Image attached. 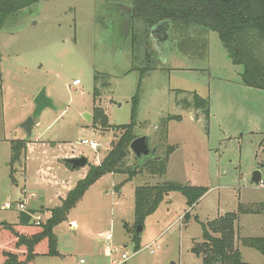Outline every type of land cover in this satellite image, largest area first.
<instances>
[{
  "label": "rangeland",
  "instance_id": "rangeland-1",
  "mask_svg": "<svg viewBox=\"0 0 264 264\" xmlns=\"http://www.w3.org/2000/svg\"><path fill=\"white\" fill-rule=\"evenodd\" d=\"M130 3L43 1L0 30V224H18L20 204L28 211L43 209L35 216L46 222L105 159L120 134L95 125L96 108L108 126L135 121L136 136H149L160 157L172 149L163 177L143 169L132 181L125 174L97 181L55 227L59 256H41L34 264H110L111 247L117 249L114 259L130 256L126 264H203L192 252L202 242L201 223L238 213L240 203H264V88L243 82L244 66L232 62L217 32L191 35L171 25L165 62L142 24L132 25L131 42V23L126 36L120 9ZM75 80L79 86L72 85ZM42 90L55 109L42 112L28 137L22 125L35 113ZM191 94L209 102L208 118L176 105L192 101ZM171 116L180 118L169 122L163 141L159 128ZM13 141H26L15 163ZM84 141L100 148L94 152ZM80 157L88 159L84 168L72 170L65 163ZM127 164L136 165L132 153ZM255 171L262 173L259 185L252 182ZM166 182L209 191L193 209L181 193H170L138 234L136 188ZM187 213L189 221L183 219ZM237 230L239 238L264 236V216H242ZM8 240L0 231V248H8ZM239 242L246 262L264 264L262 254ZM152 243L159 247L155 254L147 249Z\"/></svg>",
  "mask_w": 264,
  "mask_h": 264
},
{
  "label": "trees",
  "instance_id": "trees-1",
  "mask_svg": "<svg viewBox=\"0 0 264 264\" xmlns=\"http://www.w3.org/2000/svg\"><path fill=\"white\" fill-rule=\"evenodd\" d=\"M43 1L48 0H0V30L10 18ZM130 6L131 15H126L124 20L129 19L131 23V42L132 25L135 23L152 30L159 23L170 21L172 26L188 30L191 35L217 32L232 62L244 66L243 82L251 87L264 88V0H131ZM132 45L136 46L135 43ZM176 94L179 96L183 92L177 91ZM136 98L138 100V96ZM191 98L192 101H177L176 105L185 110L202 111L208 118L209 102L197 94H191ZM104 114L100 108H96L95 125L111 128L120 134L109 154L99 165L92 166L86 178L62 199L61 207L51 210L46 222L41 225L34 223L33 217L44 212L41 209L22 212L16 225L0 224V231H5L11 239L10 243L7 241L8 248H0V264H34L41 256H59L55 227L67 219L88 189L104 176L125 174L129 177L128 181H132L143 169L154 176L166 175L172 149L159 161L146 160L140 163L135 157L136 165L129 167L127 161L132 153L130 146L138 138L135 134L136 123L134 121L122 127L108 126ZM178 118L171 116L163 120L159 128L163 129V141L168 137L169 122ZM12 145V162L15 163L20 161L26 141H13ZM208 191L207 187L172 182L139 186L135 190L136 226H143L145 219L155 213L170 193H181L188 208H193ZM241 215H264V203L240 205L238 213H227L213 221L201 223L202 242L196 243L192 252L202 259L203 264H247L238 241L242 246L264 256V236L239 238L237 224ZM184 219L189 221L190 214L187 213ZM134 243L138 248L139 236L135 237Z\"/></svg>",
  "mask_w": 264,
  "mask_h": 264
},
{
  "label": "water",
  "instance_id": "water-1",
  "mask_svg": "<svg viewBox=\"0 0 264 264\" xmlns=\"http://www.w3.org/2000/svg\"><path fill=\"white\" fill-rule=\"evenodd\" d=\"M120 9L125 12V15L130 16L132 9L129 6H120ZM126 25V36L129 33L130 20H125ZM170 35H171V23L170 21H163L152 28L151 39L154 41L155 46L158 51H160L161 61L165 62L168 58L169 46H170ZM36 110L35 113L27 120L26 123L22 125V128L27 133L28 137L32 136L33 127L35 126L36 119L40 117L42 112L47 109H55L54 102L51 98L47 97L45 90L37 96L35 100ZM86 119L90 120V115H85ZM132 154L136 159L143 163L146 160L159 161L163 159L158 155L157 147L151 146V138L149 136H142L135 139L130 146ZM65 163L71 167L72 170H77L84 168L88 164V159L86 157L71 158L66 159ZM252 182L255 185H259L262 182V173L260 171H255L252 175ZM143 230L142 226H139L137 233H141Z\"/></svg>",
  "mask_w": 264,
  "mask_h": 264
},
{
  "label": "built area",
  "instance_id": "built-area-1",
  "mask_svg": "<svg viewBox=\"0 0 264 264\" xmlns=\"http://www.w3.org/2000/svg\"><path fill=\"white\" fill-rule=\"evenodd\" d=\"M72 85H73V86H79V85H80V81H79V80H75V81L73 82ZM83 145H85V146H90L91 149H92L94 152H97L98 149L100 148V145H99V144H97V143H96V144H91L89 141H84V142H83ZM5 207H6L7 209H11V208H12V206H11L10 204H7ZM18 210H19L20 212H28V209L26 208V205H25V204H20L19 207H18ZM33 219H34V223H35V224H37V225H41V224H42V218H41V217H36V216H34ZM107 240H108V241H111V236H110V235L107 236ZM154 246H155V243H152L151 245H149V246L147 247V249L151 250V254H155L156 251L159 249V247H157V248L155 249ZM110 247H111V246H110ZM111 253H112V254H116V253H117V249L111 247ZM129 259H130V256H128L126 253H123V254L121 255L120 258H118V259H114V260L112 261V264H124V263H126ZM81 263L83 264L84 261L82 260Z\"/></svg>",
  "mask_w": 264,
  "mask_h": 264
},
{
  "label": "crops",
  "instance_id": "crops-1",
  "mask_svg": "<svg viewBox=\"0 0 264 264\" xmlns=\"http://www.w3.org/2000/svg\"><path fill=\"white\" fill-rule=\"evenodd\" d=\"M201 201V200H200ZM255 204H260V203H249V204H245V206H249V205H255ZM240 205H242L243 206V204H241L240 203ZM240 205H239V207H240ZM197 205H195L193 208H195ZM193 208H190V209H193ZM227 214V213H226ZM225 215V214H224ZM191 216V215H190ZM242 216L244 217V216H247V215H241L240 217H239V221H240V219L242 218ZM257 216H262V215H257ZM264 216V215H263ZM184 219V218H183ZM114 255V254H113ZM113 255H111V263L110 264H112V261L114 260V257H113ZM244 257V256H243ZM245 259V258H244ZM82 261V260H81ZM81 261H80V263H81ZM247 264H250V263H248V262H246Z\"/></svg>",
  "mask_w": 264,
  "mask_h": 264
},
{
  "label": "flooded vegetation",
  "instance_id": "flooded-vegetation-1",
  "mask_svg": "<svg viewBox=\"0 0 264 264\" xmlns=\"http://www.w3.org/2000/svg\"><path fill=\"white\" fill-rule=\"evenodd\" d=\"M124 12V11H123ZM124 15H125V12H124ZM126 32V31H125Z\"/></svg>",
  "mask_w": 264,
  "mask_h": 264
}]
</instances>
